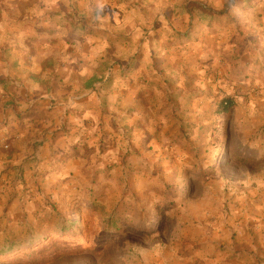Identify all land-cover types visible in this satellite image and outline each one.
<instances>
[{
    "label": "rangeland",
    "instance_id": "374dc122",
    "mask_svg": "<svg viewBox=\"0 0 264 264\" xmlns=\"http://www.w3.org/2000/svg\"><path fill=\"white\" fill-rule=\"evenodd\" d=\"M106 1L109 43L128 61L148 49L137 103L153 105L154 133L133 128L115 162L76 177L38 180L0 147V252L14 245L0 264H32L43 245L82 248L45 264H264V202L248 193L264 176V0ZM225 96L235 108L216 114Z\"/></svg>",
    "mask_w": 264,
    "mask_h": 264
},
{
    "label": "crops",
    "instance_id": "0c3cea01",
    "mask_svg": "<svg viewBox=\"0 0 264 264\" xmlns=\"http://www.w3.org/2000/svg\"><path fill=\"white\" fill-rule=\"evenodd\" d=\"M108 2L0 0V147L25 173L37 171L38 180L115 162L123 135L128 142L138 137L133 128L154 133L153 105L137 103L149 77L148 49L144 57L130 51L128 61L120 45L109 43L106 6L118 4ZM93 4L96 26L89 24ZM256 175L257 189L248 193L264 202V176Z\"/></svg>",
    "mask_w": 264,
    "mask_h": 264
},
{
    "label": "trees",
    "instance_id": "16d2710c",
    "mask_svg": "<svg viewBox=\"0 0 264 264\" xmlns=\"http://www.w3.org/2000/svg\"><path fill=\"white\" fill-rule=\"evenodd\" d=\"M235 105L236 103L233 98H231L230 96H225L215 104V113L216 114H228L235 108ZM121 222L123 221H120V220L118 221V223H121ZM147 225L149 226L150 224L147 223ZM112 227L116 231H120L122 229L121 225H117V224H114ZM64 230L66 229L60 228L56 232H63ZM43 246L44 248L43 249L41 248V250L37 253H42L44 252L42 250L45 249V251L48 252V255L46 256L41 255L42 257L41 256L36 257L34 261H32V264H45L46 261L51 262V261L57 260L58 258H60V256L73 255V254L79 253L82 250V248L77 247L75 250L68 249V251H65V253H61L63 249L51 251L52 250L51 247H47L45 245ZM13 248H14V245H9L7 246V250L1 251L0 254L11 251Z\"/></svg>",
    "mask_w": 264,
    "mask_h": 264
}]
</instances>
